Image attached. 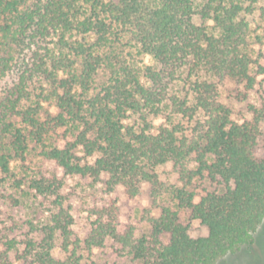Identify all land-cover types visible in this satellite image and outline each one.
Masks as SVG:
<instances>
[{
  "label": "trees",
  "instance_id": "obj_1",
  "mask_svg": "<svg viewBox=\"0 0 264 264\" xmlns=\"http://www.w3.org/2000/svg\"><path fill=\"white\" fill-rule=\"evenodd\" d=\"M206 7L211 31L191 22L192 0H0V202L34 214L0 209V264H83L79 250L106 241L136 264H214L253 243L264 220V98L237 122L220 87L252 89L264 54L254 56L244 0ZM31 154L62 176L35 170ZM168 163L184 183L159 204L157 168ZM66 177L129 199L148 186L159 213L137 234L116 206L95 205L80 238ZM195 178L221 189L194 201ZM182 211L207 235L191 237Z\"/></svg>",
  "mask_w": 264,
  "mask_h": 264
},
{
  "label": "rangeland",
  "instance_id": "obj_2",
  "mask_svg": "<svg viewBox=\"0 0 264 264\" xmlns=\"http://www.w3.org/2000/svg\"><path fill=\"white\" fill-rule=\"evenodd\" d=\"M208 1L192 0L193 10L190 15V20L195 25L205 27L211 31L213 22L204 13ZM244 6L252 10L243 13V15L249 24L250 41L254 48V56L260 52L264 54V0H259L254 3H252V0H244ZM137 59L143 64L152 63V59L148 55H137ZM260 61L264 64V59L260 58ZM263 98L264 75L257 76V81L250 90H245L242 85H235L228 81L220 87V99L230 108L231 119L237 122L252 119L254 109L261 108ZM182 121L188 129H191L195 124L192 121ZM155 122H160V119ZM259 126L261 134L258 139L256 154L262 157L264 156V119L260 121ZM29 157L34 162L32 166L35 170L40 168L42 172L46 173L55 171L58 176H62V171L56 168L52 162L36 161L32 154ZM157 171L160 183V193L158 194L157 202L160 204L167 198V193L164 192L166 187L171 185L182 186L184 182L181 181L178 173L170 163L159 166ZM64 181L65 185L62 191L68 197V202L72 206V213L74 215L73 230L75 236L80 238L85 236L88 219L90 217L89 210L95 205L116 206L117 218L120 225L123 226L127 223L133 224L136 227L137 234L147 233L149 229L148 217L159 213V208L153 205L151 201L148 186L143 187V191L139 196L129 199L120 187L115 188L112 192H106L102 185L92 184L88 179L66 177ZM187 188L196 193L194 201H198L200 196L208 190L221 189L216 182H212L206 178L193 179ZM2 190L0 186V191ZM0 209L4 216L13 215L20 220H26L34 216L31 212L32 210L24 205L15 208L10 203L0 202ZM181 215L182 219L188 223V233L191 237L197 238L207 235L208 231L206 226L201 224L199 220H187V211H182ZM117 250L116 245L110 241H106L103 246L95 247L91 250L81 249L79 253L82 255L83 264H90L91 261L104 264H136L126 256L121 255ZM214 264H264V220L255 232L253 243L242 247L234 253H227Z\"/></svg>",
  "mask_w": 264,
  "mask_h": 264
}]
</instances>
